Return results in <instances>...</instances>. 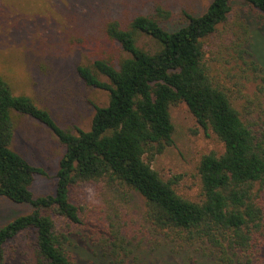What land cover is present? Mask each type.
<instances>
[{
  "label": "trees",
  "instance_id": "obj_1",
  "mask_svg": "<svg viewBox=\"0 0 264 264\" xmlns=\"http://www.w3.org/2000/svg\"><path fill=\"white\" fill-rule=\"evenodd\" d=\"M240 4L264 20V0H212L202 13L183 11L177 23L161 5L153 14L137 15L127 23L108 21L107 37L129 56L118 66L106 60L78 66L88 87L105 90L110 96L107 105H94L87 131L62 128L30 96L16 95L0 74V195L33 209L0 229V264L10 241L30 230L37 233L34 264H75L70 237L60 231L53 215L81 224L72 191L85 185L139 193L145 209L132 217L130 231L140 243L153 248L196 250L218 264H234L236 257L251 261L261 251L264 104L252 102L247 113L239 110L215 78L205 51L208 39L227 25ZM244 22L245 35L251 33V37L239 45L243 61L245 55L254 56L250 52L256 37L264 38V23L251 16ZM142 35L151 37L158 47L149 51L138 46ZM252 64L258 68L254 60ZM181 102L225 145L222 155L202 157L203 199L199 202L182 196L176 179L165 180L152 167L156 156L174 144L170 108ZM20 115L45 125L65 146L54 194L35 197L33 184L38 176H48L47 172L12 148ZM113 255L112 264L132 261L128 252L114 250Z\"/></svg>",
  "mask_w": 264,
  "mask_h": 264
},
{
  "label": "rangeland",
  "instance_id": "obj_2",
  "mask_svg": "<svg viewBox=\"0 0 264 264\" xmlns=\"http://www.w3.org/2000/svg\"><path fill=\"white\" fill-rule=\"evenodd\" d=\"M211 1L0 0V74L9 80L16 95L30 96L50 111L62 128L87 131L95 114L94 105H107L110 96L105 90L88 87L77 72L78 66H91L96 60L118 66L129 56L107 37L105 24L110 20L127 23L137 15H151L157 5L171 11L173 23H177L183 11L202 13ZM250 16L264 23L240 4L227 25L208 39L205 49L215 78L243 113L252 108V102L264 104V38L256 37L254 51L250 52L254 56L245 55V61L241 60L239 45H245L251 37V33L245 35L244 19ZM138 46L154 51L158 44L142 35ZM99 78L110 83L101 74ZM170 113L175 125L174 144L156 156L152 167L165 180L176 179L182 196L199 202L203 199L199 174L202 157L222 155L225 145L213 130L197 122L185 102L172 105ZM12 148L47 172L48 176H38L33 184L35 197L54 194L66 150L56 135L40 122L20 115ZM72 200L80 209L81 224L53 217L60 231L70 237L75 264H112L114 250L128 252L130 264H218L196 250L165 245L153 248L147 242L140 243L130 229L134 227L132 217L143 213L145 201L135 191L85 185L72 191ZM32 210L30 205L0 195V229ZM36 247L35 230L21 233L7 245L3 264H34ZM235 261L264 264V246L251 261L244 257H236Z\"/></svg>",
  "mask_w": 264,
  "mask_h": 264
}]
</instances>
